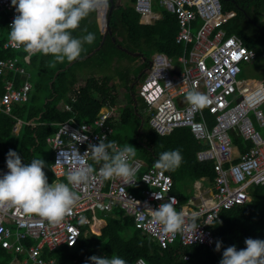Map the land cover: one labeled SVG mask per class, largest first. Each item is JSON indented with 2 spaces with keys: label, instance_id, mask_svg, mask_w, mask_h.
I'll use <instances>...</instances> for the list:
<instances>
[{
  "label": "built area",
  "instance_id": "built-area-1",
  "mask_svg": "<svg viewBox=\"0 0 264 264\" xmlns=\"http://www.w3.org/2000/svg\"><path fill=\"white\" fill-rule=\"evenodd\" d=\"M107 1L97 0L98 15H104ZM154 2L175 14L178 24L175 41L184 45V52L175 60L162 52L152 54L138 92L146 103L148 123L155 132L168 135L175 128L188 127L195 139L207 144L196 156L200 161H213V185L196 182L197 195L193 194L189 202L180 203L173 192L171 176L154 165L146 167L145 161L137 156L129 161L136 170L131 183L125 184L116 177L104 179L98 172L100 165L84 153L90 143L98 144L113 132L107 124L110 110L102 107L92 121L76 122L73 118L63 121L46 137L53 155L50 166L53 182L67 183V172L81 165L92 166L97 171L89 184L74 188L80 199L58 224L25 214L16 207L0 209V245L10 253L25 255L23 263L59 264L55 258L45 257L44 250L73 246L85 226L90 228L100 220L96 211L106 213L114 205L133 217L135 227L162 248L176 238L184 246H212L215 237L211 225L220 221V211L250 201V186L264 184V81L240 78L242 65L255 60V51L247 48L238 36L226 33L223 24L230 14L223 11L220 0H133L132 6L143 21L150 22L158 16L153 10ZM1 13L5 14L9 27L17 15L11 0H0ZM3 48L21 47H13L8 37ZM19 63L17 57L0 59V75L13 74L4 83L0 113L9 114L14 104L29 98V73ZM15 75H25L26 79L15 86ZM193 89L208 97L205 108L196 110L185 103L184 97ZM71 99L74 100L73 95ZM69 108L68 103L61 104V109ZM206 114L213 117V123ZM21 126V120H16L12 133L17 135ZM233 134L250 146L241 151L232 141ZM113 142L121 147L117 141ZM60 153L68 159L62 158L57 163ZM6 172V167H0V173ZM138 183L142 185L139 194L131 190ZM171 197H175L176 210L185 213V223L191 231L169 234L152 222L147 206L157 208ZM198 234L199 238L195 239ZM29 240L34 243H28ZM87 261L88 258L74 259L66 264ZM131 264L148 263L138 257Z\"/></svg>",
  "mask_w": 264,
  "mask_h": 264
},
{
  "label": "trees",
  "instance_id": "trees-1",
  "mask_svg": "<svg viewBox=\"0 0 264 264\" xmlns=\"http://www.w3.org/2000/svg\"><path fill=\"white\" fill-rule=\"evenodd\" d=\"M224 12L229 17L223 24L228 35L238 36L244 45L255 51L254 62L264 64V0H220ZM133 0L125 2L114 0L107 28V11L100 16L93 10L81 21L80 28L72 34L79 37L87 28L95 34L92 44L84 45V51L76 61L56 63L50 67L51 56L36 54L28 56L23 48L4 49L3 43L9 37L5 14H0V59H19L29 73L31 90L26 102L16 103L9 114L0 113V166L6 167L7 153L15 150L27 164L33 159L46 162L45 173L52 183L51 171L53 155L48 152L46 137L53 134L59 123L73 118L76 122L92 121L99 110L106 106L110 110L107 124L113 129L109 141H117L121 147L130 144L137 150V157L145 161L146 167L154 165L159 155L166 151L179 150L182 162L174 171H165L173 180V192L180 203L186 202L188 193L176 189L182 183L184 190L192 189L196 182L206 186L213 185V161L197 159L198 150L207 144L195 139L188 127L175 128L168 135H159L148 123L146 103L138 89L146 75V69L155 52L165 53L176 59L184 52V45L175 41L178 30L175 14L153 3V10L160 18L152 24L140 23V14L133 6ZM255 21L253 24L244 11ZM189 48V47H186ZM128 63L122 65V60ZM113 67L112 75L96 76L91 74L78 84V73L84 69L98 70ZM118 78L124 88V103H118L114 78ZM13 78V74L0 75V96L4 92V83ZM26 79L25 75H15V86ZM74 96V100L71 96ZM62 103H68L69 110L61 109ZM210 123L213 117L206 114ZM22 126L17 135L12 133L16 120ZM233 143L243 151L245 146L241 137L232 135ZM145 168H143L144 170ZM141 183L131 188L138 192ZM190 192V191H189ZM251 200L222 209L220 221L211 225L215 241L212 246L202 244L181 245L178 238L162 248L135 227L134 218L128 216L114 205L109 212H102L105 225L97 232L82 231L73 246L63 245L55 250H44L45 257H53L59 264L82 261L92 255L123 258L131 264L142 257L148 264H219L223 250L235 245L238 250L246 247L245 239L264 240V184L251 185ZM190 195V194H188ZM221 241L220 251H216V242ZM28 243H34L29 240ZM188 258L185 259L184 256ZM23 254H13L0 245V264L23 263Z\"/></svg>",
  "mask_w": 264,
  "mask_h": 264
},
{
  "label": "clouds",
  "instance_id": "clouds-1",
  "mask_svg": "<svg viewBox=\"0 0 264 264\" xmlns=\"http://www.w3.org/2000/svg\"><path fill=\"white\" fill-rule=\"evenodd\" d=\"M97 0H11L17 15L9 25V41L15 48H23L28 56L43 54L51 56L50 67L56 63L76 61L81 57L85 44H92L95 34L87 28L85 34L75 37L73 32L80 28L81 21L95 10ZM108 6V5H107ZM108 10L104 11V13ZM96 11V10H95ZM97 12V11H96ZM185 103L192 109H203L209 103L208 97L193 89L189 91ZM137 149L130 144L119 147L107 137L100 139L98 144H89L84 154H90L95 164H99V175L104 179L113 177L121 179L125 184L133 181L135 168L129 163L137 154ZM67 160L62 153L57 158ZM75 159V154H73ZM180 151H166L159 155L154 164L155 169L174 171L180 166ZM8 172L0 173V209L16 207L25 214L37 215L50 223H60L79 201V194L74 188L89 184L94 178L96 169L81 165L70 169L65 182H48L44 169L46 162L33 159L23 163L21 156L10 149L6 159ZM158 198V197H157ZM162 199V198H158ZM175 197L168 202L159 204L157 208L147 206L152 222L162 226L165 233L191 231L186 226L185 213L175 208ZM199 238V234L195 239ZM246 247L238 250L235 245L223 250L219 264H264V240L246 238ZM222 242H216V251H220ZM127 264L117 256L92 255L86 264Z\"/></svg>",
  "mask_w": 264,
  "mask_h": 264
},
{
  "label": "rangeland",
  "instance_id": "rangeland-1",
  "mask_svg": "<svg viewBox=\"0 0 264 264\" xmlns=\"http://www.w3.org/2000/svg\"><path fill=\"white\" fill-rule=\"evenodd\" d=\"M128 63L127 59L122 60L121 64L122 65H126ZM114 73V69L113 67L111 68H107V69H98V70H88V69H84L81 72L78 73V84H80L85 78H87L88 76H90L91 74H95L96 76H104V75H112ZM240 78H244V79H252L254 81H261L264 79V64L263 62H250V63H244L242 65V71L240 73ZM114 82H115V86L117 88V96H118V103L120 105H122L124 103V88L121 86V83L119 82L118 78H114ZM21 128V127H20ZM19 132V131H18ZM48 152L49 154H52V149L51 146L48 145ZM200 185V184H199ZM194 186H196V184H193V188L192 189H188V190H184L183 184L182 183H178L176 186L177 190H180L182 192L190 194L186 196V202H189L193 199V194H196V189H194ZM190 191V192H189ZM96 216L102 220L105 221V216L102 215L101 211H96ZM106 223V221H105ZM104 225H97V227H88L85 226L84 229L86 230L85 233H88V230L93 232V233H97Z\"/></svg>",
  "mask_w": 264,
  "mask_h": 264
},
{
  "label": "water",
  "instance_id": "water-1",
  "mask_svg": "<svg viewBox=\"0 0 264 264\" xmlns=\"http://www.w3.org/2000/svg\"><path fill=\"white\" fill-rule=\"evenodd\" d=\"M109 3H110V5H109V7H108V11H107V19H106L107 28H108V24H109V20H110V14H111L112 9H113V7H114V1H113V0H109ZM239 8H240V10L244 11L243 8H241V7H239ZM244 14H245V16L247 17V19H249L253 24L257 25V24L255 23V21H253L252 18H251V17H250L245 11H244ZM104 225H105V224H104Z\"/></svg>",
  "mask_w": 264,
  "mask_h": 264
},
{
  "label": "crops",
  "instance_id": "crops-1",
  "mask_svg": "<svg viewBox=\"0 0 264 264\" xmlns=\"http://www.w3.org/2000/svg\"><path fill=\"white\" fill-rule=\"evenodd\" d=\"M114 1V0H113ZM118 1V0H117ZM126 0H124L123 2H125ZM119 2H121V1H119ZM107 5H108V7H109V5H110V3H109V0L107 1ZM157 14H158V16H157V20L161 17L160 16V13H158V12H156ZM155 21V20H154ZM154 21H150V22H145V21H143L142 19H141V17H140V23H143V24H152V23H154ZM254 62V61H253ZM250 63V62H249ZM261 81H264V79L263 80H261ZM104 107V106H103ZM147 112V111H146ZM148 114V113H147ZM149 115V114H148ZM1 167V166H0ZM195 195H197V192H196V194H194V197H195ZM101 224H105V221H102V220H97L96 221V225H101ZM24 256L25 255H23V258H24ZM23 261V260H22ZM27 264V263H26Z\"/></svg>",
  "mask_w": 264,
  "mask_h": 264
},
{
  "label": "bare ground",
  "instance_id": "bare-ground-1",
  "mask_svg": "<svg viewBox=\"0 0 264 264\" xmlns=\"http://www.w3.org/2000/svg\"><path fill=\"white\" fill-rule=\"evenodd\" d=\"M93 226H94V227H97L96 222L92 225V227H93Z\"/></svg>",
  "mask_w": 264,
  "mask_h": 264
}]
</instances>
